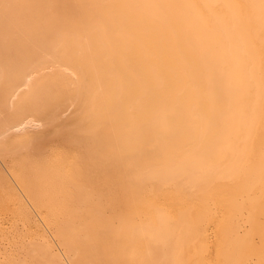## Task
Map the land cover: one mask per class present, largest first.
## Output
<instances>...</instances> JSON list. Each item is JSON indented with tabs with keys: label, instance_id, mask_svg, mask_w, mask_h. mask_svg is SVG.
<instances>
[{
	"label": "bare ground",
	"instance_id": "1",
	"mask_svg": "<svg viewBox=\"0 0 264 264\" xmlns=\"http://www.w3.org/2000/svg\"><path fill=\"white\" fill-rule=\"evenodd\" d=\"M0 264H264V0H0Z\"/></svg>",
	"mask_w": 264,
	"mask_h": 264
}]
</instances>
